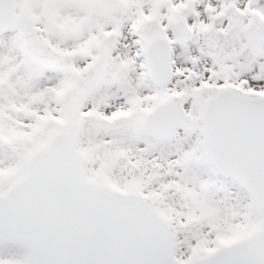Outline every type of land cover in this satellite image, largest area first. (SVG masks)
<instances>
[{
    "label": "snow or ice",
    "instance_id": "obj_1",
    "mask_svg": "<svg viewBox=\"0 0 264 264\" xmlns=\"http://www.w3.org/2000/svg\"><path fill=\"white\" fill-rule=\"evenodd\" d=\"M0 264H264V0H0Z\"/></svg>",
    "mask_w": 264,
    "mask_h": 264
}]
</instances>
